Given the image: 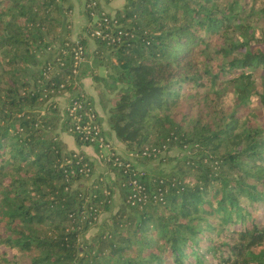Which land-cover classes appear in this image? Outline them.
Here are the masks:
<instances>
[{
    "label": "trees",
    "instance_id": "obj_1",
    "mask_svg": "<svg viewBox=\"0 0 264 264\" xmlns=\"http://www.w3.org/2000/svg\"><path fill=\"white\" fill-rule=\"evenodd\" d=\"M61 1L0 0V264H264V0H126L120 39L94 36L119 84L106 100L117 139L188 152L167 176L139 174L135 205L131 176L111 167L131 208L84 245V213L113 190L75 187L92 162L52 131L50 97L84 71L72 72Z\"/></svg>",
    "mask_w": 264,
    "mask_h": 264
},
{
    "label": "rangeland",
    "instance_id": "obj_2",
    "mask_svg": "<svg viewBox=\"0 0 264 264\" xmlns=\"http://www.w3.org/2000/svg\"><path fill=\"white\" fill-rule=\"evenodd\" d=\"M89 0H62L61 4L64 7H67L66 11V20L69 22L68 26L70 27V37L73 41H79L84 46V56L80 63L81 67L83 64H88L89 71L93 69L95 71V75L93 77H86L83 79V76L77 80H75L73 83L75 86H72L71 90H66L63 97L60 98L59 94H55L50 97V99L53 100H59V99H65V97H68V102L70 101L71 97L73 95H76V93L82 91L86 97H88V94H92L95 98V102L97 107L101 109L100 102H102L104 108L107 110V101H111L115 95L116 87L119 86V84L116 82L113 77L110 76V73H113L112 63L107 64V61L105 65H97V57H95L94 51H92V48L95 47L97 43L94 42V36L92 35L91 29L93 27L92 23L97 19L98 13L100 11H105L106 13H109L113 15V13L116 12V10L123 8V5L126 0H92L95 1L94 6V13L92 14L91 18H88L87 12L89 11L88 6ZM111 6V8L108 6ZM116 9V10H114ZM82 17V19L80 18ZM69 33V32H68ZM84 39L82 42L81 40ZM71 40V41H72ZM88 50L90 52H88ZM102 58H108L110 60L115 59L114 53H112L111 49L106 48L104 49L102 53ZM88 57L91 61H88ZM91 62V64H90ZM110 65V66H109ZM96 75H102V79H95ZM117 85V86H116ZM100 88V91H99ZM187 88H183V93L185 94ZM187 92V91H186ZM99 94V95H98ZM88 100V99H87ZM107 100V101H106ZM67 101V100H66ZM105 101V102H104ZM67 103V102H66ZM90 103V102H89ZM68 104V103H67ZM91 105V103H90ZM67 106V105H66ZM65 106V108H66ZM92 108L93 105H91ZM101 106V107H100ZM43 107L47 109L48 105L47 102H44ZM185 105L182 101L180 108H184ZM103 108V107H102ZM95 110V108H94ZM96 111V110H95ZM258 113H262L261 109H258ZM180 117V114L177 115ZM66 117V111L61 113V116L58 117V124L55 128L52 129L53 132H56L57 134L60 131L69 132L68 129L63 128L64 125V118ZM110 133L113 132V130L108 127ZM103 131V130H102ZM71 135H73L71 132H69ZM114 133V132H113ZM103 137L107 139L111 144V149L115 150L116 153L123 157L131 158L132 161L137 165V167L143 169L148 175L150 176H158L163 175L167 176L175 171L177 160L183 156L186 152H188L187 148L180 147V146H170L166 149L167 143H164L162 145H150L149 143L146 144V146L154 148L155 154L154 155H141L140 157H137L136 153H132L128 150L126 153H120V151H116L115 148V142L113 139L103 131ZM112 135V134H111ZM115 135V134H114ZM113 135V137H115ZM76 139V138H75ZM115 139H117L115 137ZM94 145L98 150V153L100 152L99 157L101 160H97V163L93 164L92 172L88 175H83L81 178L74 181V186H80V188L84 187L86 185H93L94 187H103L104 191V198L109 195L108 187H112L113 185L117 186V181L119 180L117 173L113 170H110L111 164L104 159L101 155V151L99 148ZM103 152L107 151V148H102ZM107 170V171H106ZM83 183V184H82ZM89 186V187H90ZM113 186V187H114ZM112 187V188H113ZM118 192H112L110 193L109 198L106 199V204H104L103 201H101L99 204L102 206L100 208H97L95 211V208H92V211H88L84 213L83 219L85 217L92 216L91 219L88 218V221L83 224H87L84 229H82L80 236H79V243H84L86 241H90L92 236L97 233V231L100 230V228L103 226V223L109 224L112 220V215L119 209L120 207H124L125 209L129 210L131 207L126 206V199H124V193H122L121 189L117 186L116 187ZM92 189H89V192H91ZM103 207V208H102Z\"/></svg>",
    "mask_w": 264,
    "mask_h": 264
},
{
    "label": "built area",
    "instance_id": "obj_3",
    "mask_svg": "<svg viewBox=\"0 0 264 264\" xmlns=\"http://www.w3.org/2000/svg\"><path fill=\"white\" fill-rule=\"evenodd\" d=\"M89 15L90 18L94 13L95 1L89 0ZM97 19L93 21L92 25V35L107 39L108 42L119 40L122 34V31L117 19L105 11H100ZM74 43L70 45V51L72 52V72L77 73L79 70L80 63L84 56V46L79 41H73ZM62 53L66 52L65 48L61 49ZM60 64H64L63 61ZM50 70V69H48ZM64 83H61L60 86H63ZM87 97L82 91L73 95L68 102L65 111L66 116L70 119V127L68 128L69 132L77 133L79 138L82 141L87 142L88 144H95L101 151L102 157L111 164V167L123 168L124 171L128 173L130 177L129 180V189L130 192L127 195V202L131 205L139 204L140 202L145 201L146 193L144 185L139 181L138 175L143 174L145 171L137 167V165L132 161L131 158L123 157L112 150L110 142L105 139L103 136V131L100 125L95 119V112L87 105ZM102 148H107L106 152H103ZM133 153V152H132ZM137 157L139 155H154L155 149L145 146L140 154L136 153ZM135 164V165H133ZM79 172L83 175H88L91 172V166L88 162H84L79 168Z\"/></svg>",
    "mask_w": 264,
    "mask_h": 264
},
{
    "label": "crops",
    "instance_id": "obj_4",
    "mask_svg": "<svg viewBox=\"0 0 264 264\" xmlns=\"http://www.w3.org/2000/svg\"><path fill=\"white\" fill-rule=\"evenodd\" d=\"M108 6L111 8V6L109 5V3H108ZM114 10H116V9H114ZM81 19H82V17H80ZM69 32V33H68ZM68 38H70L71 39V35H70V27H69V29H68V31L66 32V34H65ZM72 40V39H71ZM73 41V40H72ZM94 42L96 43V41H95V39H94ZM99 48V44H96L95 45V47H93L92 48V51H94V53H96V49H98ZM88 52H90L89 50H88ZM96 55V54H95ZM96 57V56H95ZM88 61H91L90 59H89V57H88ZM97 65L98 66H100V65H105V62H99V59H97ZM90 64H91V62H90ZM84 70V71H83ZM83 79H85L86 77H93L95 74V71H93V69H91L90 71H89V66H88V64H86L85 65V63L83 64ZM103 78V76L102 75H96V77H95V79H102ZM99 91H100V88H99ZM64 93H67V92H62V93H59V95H60V98L61 97H63L64 95ZM99 95V94H98ZM68 96V95H67ZM65 97V99H59V100H54L55 101V106L57 107V109H58V113H59V117L61 116V113L64 111V109H65V106L67 105V103H68V97ZM88 96V98H89V101H90V103H91V105H93V107L95 108V110H96V113H97V115H98V117H99V120H100V123H101V128H102V130L105 132V133H107L112 139H113V141L115 142V148L117 149L116 151H120V153H126V152H128V150L126 149V147L124 146V144L121 142V141H119L118 139H115V135H114V133L112 132V133H110V131H109V129H108V127H109V123H108V120H107V110L104 108V106H103V104H102V102H100V105L103 107H101V111H100V109L97 107V105H96V102H95V98L93 97V95L92 94H88L87 95ZM67 100V101H66ZM67 102V103H66ZM112 134V135H111ZM113 135L115 136V137H113ZM58 138L62 141V143L64 144V146L67 148V149H73V150H80V151H83L86 155H87V157L89 158V160L93 163V164H95V163H97V160H101V158L99 157V155H100V152L98 153V149L94 146V145H92V144H84V143H82V144H80V143H77L76 142V140H75V138H74V136L73 135H71L69 132H65V131H60L59 133H58ZM117 138V137H116ZM110 170H112V168L110 167ZM107 171V170H106ZM83 184V183H82ZM85 186H90V185H86L85 184ZM114 185H113V183H112V187H113ZM112 190H113V192H118V191H116L117 190V188L114 186L113 188H112Z\"/></svg>",
    "mask_w": 264,
    "mask_h": 264
}]
</instances>
